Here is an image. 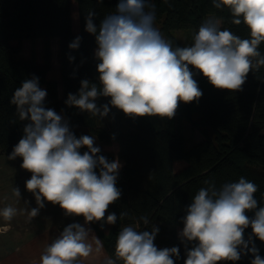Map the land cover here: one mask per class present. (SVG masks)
<instances>
[{
	"label": "clouds",
	"instance_id": "1",
	"mask_svg": "<svg viewBox=\"0 0 264 264\" xmlns=\"http://www.w3.org/2000/svg\"><path fill=\"white\" fill-rule=\"evenodd\" d=\"M218 10L228 9L234 25L243 23L248 37L242 38L229 29L221 30V19L206 18L189 46H173L154 26L156 9L153 0H119L116 10L94 23V11L86 15L85 30L95 36V59L98 83L80 81L78 93H69L66 105L75 106L91 117L103 119L111 108L131 118L175 116L181 102H198L202 90L194 78L201 73L218 90L242 91L249 73L264 67V0H212ZM81 37L69 44L78 49ZM47 91L39 78L25 79L11 98L20 121H27L24 135L14 146L9 160L22 159L20 167L31 173L25 188L35 197L37 207L29 210L30 218L50 202L66 216L83 217L85 224L71 223L40 257V264H81L82 258L99 254L101 240L88 224L104 220L109 206L121 197L116 186L122 165L100 155L96 136L74 134L69 121L45 106ZM100 97L109 102L97 105ZM111 106V107H110ZM113 139L115 137L113 136ZM81 149L86 151L81 152ZM184 209L179 238L185 245L184 264H218L238 261L251 253V264H264L254 237L264 242V204L255 197L259 186L241 176L236 182L217 187L205 181ZM13 195L21 198L19 188ZM248 212H254L249 217ZM17 215L12 206L0 210L5 221ZM128 216L121 212L120 218ZM117 214L108 213L106 223L115 225ZM144 226L147 216H141ZM252 233L245 239V229ZM159 228L140 230L136 225L123 226L115 243V259L103 264H175L180 258L178 247L158 248L155 237ZM192 247L189 248L188 245Z\"/></svg>",
	"mask_w": 264,
	"mask_h": 264
},
{
	"label": "trees",
	"instance_id": "2",
	"mask_svg": "<svg viewBox=\"0 0 264 264\" xmlns=\"http://www.w3.org/2000/svg\"><path fill=\"white\" fill-rule=\"evenodd\" d=\"M118 2L0 0V153L9 156L24 135L27 121L19 120L10 101L22 82L35 75L40 87L47 91L45 106L62 114L77 138L96 136L100 155L112 161L116 152L122 162L116 185L121 197L107 212L117 214V223L107 231L97 223L104 252L115 259L119 230L139 221L141 231H151L153 225L157 226L155 245L160 249L178 247L180 258H174L175 264H184L185 245L178 235L183 228L181 218L198 190L207 186L205 181H214L219 187L243 176L259 186L255 197L264 204V67L249 73L242 91L236 92L214 88L201 73L191 69L203 95L198 102H181L175 116L190 122L203 137L189 141L188 145L184 135L174 127V117L131 118L116 108H111L103 119L91 117L75 106L69 107L65 101L69 93H78L81 80L98 83V61L94 55L97 44L95 36L85 30L87 13L94 11V23L99 25L116 10ZM153 3L155 20L162 21L174 47L183 45L171 35L172 31L192 28L195 34L207 16L220 18L221 30L227 28L242 38L249 35L243 23L234 25L228 9L214 8L212 0H153ZM78 36L81 37L78 49H70L69 44ZM52 38L58 40V66L51 59ZM37 39L43 42L41 62L34 52L29 57L22 55L23 42ZM260 51L264 53V42ZM109 99L100 97L96 103L106 104ZM112 145L115 152L105 149ZM121 212H127L128 216L120 218ZM247 214L252 217L254 212ZM141 216L148 217L149 225H143ZM251 233V227L245 229V239ZM254 243L264 258V242L254 237ZM253 258L248 253L238 261L218 264H251Z\"/></svg>",
	"mask_w": 264,
	"mask_h": 264
},
{
	"label": "rangeland",
	"instance_id": "3",
	"mask_svg": "<svg viewBox=\"0 0 264 264\" xmlns=\"http://www.w3.org/2000/svg\"><path fill=\"white\" fill-rule=\"evenodd\" d=\"M208 17L210 16H207V18ZM154 26L161 32L165 39H168V35L162 28L161 20H155ZM171 35L178 39L183 46H189L193 43L194 30L192 28L174 30ZM42 46L43 42L41 39H37L34 42L25 40L23 42L22 55L24 57H29L31 53L34 52L37 61L41 62ZM50 47L52 52V63L54 66H58V40L56 38L50 40ZM173 122L174 127L184 135L187 145L189 141H198L203 137L202 133L196 127L191 126L190 122L182 118L179 119L177 116H174ZM105 149L112 150L113 152L116 151L113 145ZM115 159H117L116 152ZM21 163L22 159L20 157H17L15 160H9L8 155L0 153V210L7 206H12L17 209V215L13 217L11 221H5L3 217L0 216V259H3L8 253H16L17 250H20L21 246L16 245V243L23 241V238L25 240L26 238L37 237L38 234L42 235L44 229H46L49 234L56 232L53 235L56 237L59 236L68 224H85L83 217L66 216L59 205H54L47 201L44 202L45 206L40 209L39 214L34 218H30L29 210L37 207V204L35 197L25 188V182L31 178V173L22 169L20 167ZM120 163L122 165L121 161ZM14 187L19 188L21 198L13 195ZM97 223L98 222L90 223L87 227L91 228L92 233L100 239ZM109 226L110 225L106 223L103 230L107 231ZM12 238L14 239L11 240ZM27 248L31 255L38 253L37 246L25 247V249ZM101 253H103V248L99 254L93 253L88 258H82L81 264H103L104 259L100 257ZM31 264L34 263L31 262ZM118 264H121V262H118Z\"/></svg>",
	"mask_w": 264,
	"mask_h": 264
},
{
	"label": "crops",
	"instance_id": "4",
	"mask_svg": "<svg viewBox=\"0 0 264 264\" xmlns=\"http://www.w3.org/2000/svg\"><path fill=\"white\" fill-rule=\"evenodd\" d=\"M42 235H37V237L34 238H24L22 239L20 243H16V245L21 246L20 250H17L16 253H8L4 256L3 259H0V264H31L33 262L34 264H40V257L44 252V249L48 244L51 243L53 239L56 237L53 236L56 232L50 233L44 229L42 231ZM12 238L11 240H13ZM32 240V241H31ZM27 246H37V254H30L29 249H25ZM101 258L104 260L106 258H110L109 255H107L104 250L103 253L100 255ZM30 262V263H29Z\"/></svg>",
	"mask_w": 264,
	"mask_h": 264
},
{
	"label": "water",
	"instance_id": "5",
	"mask_svg": "<svg viewBox=\"0 0 264 264\" xmlns=\"http://www.w3.org/2000/svg\"><path fill=\"white\" fill-rule=\"evenodd\" d=\"M106 215H105V218H104V220H101V221H99L98 223H99V225L102 227V228H104L105 226H106Z\"/></svg>",
	"mask_w": 264,
	"mask_h": 264
}]
</instances>
